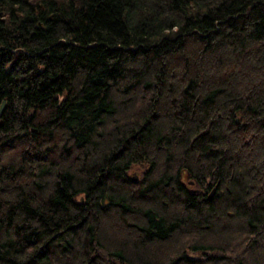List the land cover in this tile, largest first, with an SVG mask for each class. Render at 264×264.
I'll return each instance as SVG.
<instances>
[{
  "label": "trees",
  "instance_id": "1",
  "mask_svg": "<svg viewBox=\"0 0 264 264\" xmlns=\"http://www.w3.org/2000/svg\"><path fill=\"white\" fill-rule=\"evenodd\" d=\"M0 264H264V0H0Z\"/></svg>",
  "mask_w": 264,
  "mask_h": 264
},
{
  "label": "bare ground",
  "instance_id": "2",
  "mask_svg": "<svg viewBox=\"0 0 264 264\" xmlns=\"http://www.w3.org/2000/svg\"><path fill=\"white\" fill-rule=\"evenodd\" d=\"M134 177L136 178V180H135V181H137V180H138V177H137V175H135Z\"/></svg>",
  "mask_w": 264,
  "mask_h": 264
},
{
  "label": "water",
  "instance_id": "3",
  "mask_svg": "<svg viewBox=\"0 0 264 264\" xmlns=\"http://www.w3.org/2000/svg\"><path fill=\"white\" fill-rule=\"evenodd\" d=\"M4 107H5V104H3L2 109H4ZM135 180H136V178H135Z\"/></svg>",
  "mask_w": 264,
  "mask_h": 264
},
{
  "label": "rangeland",
  "instance_id": "4",
  "mask_svg": "<svg viewBox=\"0 0 264 264\" xmlns=\"http://www.w3.org/2000/svg\"><path fill=\"white\" fill-rule=\"evenodd\" d=\"M199 257V256H198ZM197 259H199V258H197Z\"/></svg>",
  "mask_w": 264,
  "mask_h": 264
}]
</instances>
